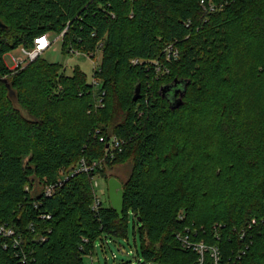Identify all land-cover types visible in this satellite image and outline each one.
I'll return each instance as SVG.
<instances>
[{
	"label": "trees",
	"instance_id": "16d2710c",
	"mask_svg": "<svg viewBox=\"0 0 264 264\" xmlns=\"http://www.w3.org/2000/svg\"><path fill=\"white\" fill-rule=\"evenodd\" d=\"M201 1L0 0V225L21 238L0 237V264H86L98 241L128 238L131 220L144 264H197L176 237L187 228L223 264H264V0H206L211 13ZM47 34H64L65 54L102 53L99 90L42 56L7 65ZM82 159L101 164L73 175ZM126 163L123 216L93 209L94 177Z\"/></svg>",
	"mask_w": 264,
	"mask_h": 264
},
{
	"label": "rangeland",
	"instance_id": "374dc122",
	"mask_svg": "<svg viewBox=\"0 0 264 264\" xmlns=\"http://www.w3.org/2000/svg\"><path fill=\"white\" fill-rule=\"evenodd\" d=\"M53 44L51 47L42 54V58L50 63H58L63 66V69L68 75H71L76 67L81 68L87 74L88 83L94 82V65L101 63V52H96L95 58L91 55H82L79 53L65 54L62 47V39L58 37L52 38ZM171 47L169 45L165 49L168 50ZM177 49V47H174ZM172 48L169 49V51ZM22 47L16 48L14 51L6 55L5 60L10 68L15 66L13 58L22 57ZM166 58V57H165ZM161 63H164L163 61ZM96 89L100 87L97 85ZM17 104V103H16ZM113 137V136H112ZM86 164H89L85 159ZM81 164V163H80ZM131 172V164H118L114 169L107 172L106 178H117L121 182H126ZM110 178V179H111ZM94 183H97L96 193L105 203L110 202L109 186L108 181L101 176L94 177ZM37 191L42 188L40 185L36 186ZM133 214L131 213V216ZM136 228V232H138ZM106 242H97L96 251L93 257L86 256V264H144L142 255L139 252L142 251V242L139 233L135 236L133 220L129 221L128 224V238H111Z\"/></svg>",
	"mask_w": 264,
	"mask_h": 264
},
{
	"label": "built area",
	"instance_id": "2783aa9c",
	"mask_svg": "<svg viewBox=\"0 0 264 264\" xmlns=\"http://www.w3.org/2000/svg\"><path fill=\"white\" fill-rule=\"evenodd\" d=\"M202 7L204 9L211 13V12H216L217 11V6L212 3V1L207 2L206 0L201 1ZM64 34H62L58 39L62 38ZM53 44L52 38L49 34L41 36L35 40V46L32 49L22 47V52L23 56L22 57H16L13 58L15 66L13 69L16 68H23L26 67L30 62L36 60L37 58L41 57L42 54L47 51L51 45ZM172 48L170 51L169 49ZM168 50H166V59L167 61H171L172 58H177L179 56V51L178 49H175L173 45H171ZM78 53V52H75ZM80 54V53H79ZM134 64H138V60H133L132 61ZM95 70L99 69V64L96 63L94 65ZM156 68L158 71L162 70L159 62L156 63ZM169 70L163 71L164 73H168ZM93 85L95 87L98 85L100 87L99 82L95 79L93 82ZM104 95V93L102 94ZM102 104V97L98 101V107ZM110 144L109 147L114 151L122 150V144L123 141L120 140L117 136H113L109 138ZM101 142H105L106 139L104 136L100 138ZM101 162H94L92 165H87L85 161H82L79 168L75 170L73 175L81 173V172H86V173H92L95 171L99 166ZM94 180V179H93ZM97 183H94V187L96 190ZM55 186H51L46 190V194L51 196L53 191H54ZM103 201L101 198L97 195L95 197V204L93 209H97ZM48 218H51L48 216ZM255 224V221L249 226V228H243L239 233L238 237L240 241L243 243V246L240 247L237 251L234 252L235 259L240 260L244 255H246L247 251L249 250L250 246L252 245V241L250 239V234L249 231L252 230L253 225ZM214 228L217 231H220L223 228V225L216 224ZM197 230H192L191 228H187L186 233H179L176 235L177 239L181 242L182 246L185 249L188 250H193L198 254V262L197 264H223L222 262V253L221 249L218 245H213L207 243L205 240L204 241H195L193 240V233L197 235ZM0 237H7V238H12L14 237V244L18 246L21 242V238L17 236L16 230L8 225H0ZM220 235H217V238H219ZM106 243L108 244L109 241L108 239L105 240ZM91 257H93L91 255Z\"/></svg>",
	"mask_w": 264,
	"mask_h": 264
},
{
	"label": "water",
	"instance_id": "95a60500",
	"mask_svg": "<svg viewBox=\"0 0 264 264\" xmlns=\"http://www.w3.org/2000/svg\"><path fill=\"white\" fill-rule=\"evenodd\" d=\"M7 26L3 23L0 18V29H6ZM10 87V86H9ZM10 94L13 95V91L10 89ZM141 95V87L138 86L135 91L134 101H138ZM183 93L177 103V107L181 106ZM109 186V195H110V203L112 208L120 215L123 216L124 213V203H125V192L123 188V184L117 178H111L108 182Z\"/></svg>",
	"mask_w": 264,
	"mask_h": 264
}]
</instances>
